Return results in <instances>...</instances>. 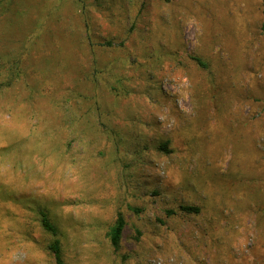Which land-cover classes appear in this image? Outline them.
Wrapping results in <instances>:
<instances>
[{
	"label": "rangeland",
	"instance_id": "374dc122",
	"mask_svg": "<svg viewBox=\"0 0 264 264\" xmlns=\"http://www.w3.org/2000/svg\"><path fill=\"white\" fill-rule=\"evenodd\" d=\"M84 1L0 6V264H264V0Z\"/></svg>",
	"mask_w": 264,
	"mask_h": 264
},
{
	"label": "trees",
	"instance_id": "16d2710c",
	"mask_svg": "<svg viewBox=\"0 0 264 264\" xmlns=\"http://www.w3.org/2000/svg\"><path fill=\"white\" fill-rule=\"evenodd\" d=\"M9 1L10 0H0L1 8L4 7L3 4H6ZM96 1H97V5L101 7L103 4L102 1H99V2H98V0H96ZM77 2L80 3V12H81V15H83V17H84L85 26H89L88 13L86 12V9H87L86 3L84 0H77ZM126 18H129V17H126ZM132 22L133 23H132L130 28H132L133 25L135 24V17L132 18ZM87 40L89 41V43L87 42V44L92 47V50L94 48L93 45L99 46L101 48H106V47H111L114 43L113 39H107L106 41L92 40L89 33H87ZM120 44H122V43H120ZM194 59L201 66H204V63L201 60H199L198 58H194ZM96 60H97L96 57H94L92 62H94V64H95L97 62ZM19 62H20V60L18 58L14 59L13 61L8 62L7 70L9 72L7 74L6 80L2 84L8 85L11 83V81L14 78L19 76V74H20V69L18 67ZM96 70H97V68H96V64H95V67H93V71H96ZM2 84H0V86H2ZM167 145H168V141H165L160 146L165 151H168ZM179 208H180V210H182L184 212H188V213H197L199 211L198 205L182 204V205H180ZM39 215H40V221H41L42 228L46 232H48L49 234H51L53 236V238L51 239V241L48 244V249L53 254L56 264H62L61 242H60V239L58 237L59 229H58L57 225L49 217L48 213L45 210L40 209ZM124 224H125V221H124L122 214L118 213L113 225L110 227V230H109V239H110L111 244L114 247H117L119 245V240H120L123 228H124Z\"/></svg>",
	"mask_w": 264,
	"mask_h": 264
}]
</instances>
